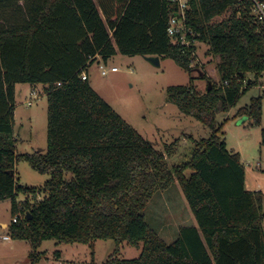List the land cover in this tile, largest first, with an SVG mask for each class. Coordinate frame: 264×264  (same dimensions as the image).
<instances>
[{"label": "trees", "instance_id": "1", "mask_svg": "<svg viewBox=\"0 0 264 264\" xmlns=\"http://www.w3.org/2000/svg\"><path fill=\"white\" fill-rule=\"evenodd\" d=\"M174 11L168 0H0V201L11 200L9 235L32 244L33 263L47 239L92 248L99 239H113L115 252L102 264H264V193L245 187L246 168L219 137L223 123L217 119L257 85L252 75L264 73V21L254 0H190L192 42L181 46L167 32ZM197 42L219 57V82L200 73L210 89L200 92L191 82L169 86L166 96L206 125L211 136L194 140L189 160L171 166L167 156L176 152L178 141L166 151L157 149L82 72L99 57L107 62L120 52L171 58L191 73ZM20 83L44 85L46 152H17ZM262 112L259 95L238 114L259 124ZM20 159L49 174L43 197L17 183ZM176 181L197 226H183L168 243L144 211L156 192ZM19 192L25 201L17 200ZM125 242L141 248L140 256H117Z\"/></svg>", "mask_w": 264, "mask_h": 264}, {"label": "rangeland", "instance_id": "2", "mask_svg": "<svg viewBox=\"0 0 264 264\" xmlns=\"http://www.w3.org/2000/svg\"><path fill=\"white\" fill-rule=\"evenodd\" d=\"M228 13L216 18L220 20ZM208 46L197 42L194 70L189 73L173 59H161L156 66L143 55H124L120 52L111 56L107 62L100 57L89 65L87 74L91 85L109 102L145 139L154 146L166 151V146L178 141L176 152L167 156L171 166L189 160L194 148V140L211 136V130L196 118L185 114L173 102L167 100L166 90L173 85H188L191 82L200 92H205L209 81L200 78L205 73L211 81L219 82L217 71L219 57L207 54ZM106 67L117 66L118 72L102 75L100 64ZM257 85L251 86L229 112L221 113L217 119L223 123L218 131L229 150L237 152L246 168L245 187L264 193V73L258 78L252 75ZM32 91L39 96L34 98ZM262 95V117L259 124L253 118L241 116L238 111L249 105L253 97ZM48 100L44 85L20 83L17 86L14 130L17 138V152L20 154L46 152ZM188 169L185 174L190 176ZM48 173H40L29 162L20 159L16 163V180L22 186L34 187L43 197V189L49 179ZM26 194L19 192L18 201H25ZM148 224L168 243L175 241L183 226L196 225L197 222L185 194L176 181L165 190L158 191L149 200L145 208ZM13 221L12 202L0 201V234L8 233V226ZM7 224L5 228L2 224ZM113 239H99L94 248L87 243H59L55 239L42 242L37 250L41 258L33 263L32 244L27 240L10 238L0 239V264H14L16 260L33 264H102L115 252ZM56 251L61 252L56 257ZM94 251V252H93ZM141 248L125 242L117 256L137 258Z\"/></svg>", "mask_w": 264, "mask_h": 264}, {"label": "built area", "instance_id": "3", "mask_svg": "<svg viewBox=\"0 0 264 264\" xmlns=\"http://www.w3.org/2000/svg\"><path fill=\"white\" fill-rule=\"evenodd\" d=\"M174 7L175 11L171 13L168 20L167 32L171 37V40L174 44L181 46H190L191 39L189 38L188 33H192V30L189 28L188 20V10L190 9V0H168ZM254 8L257 17L264 21V2L260 0H254ZM100 70L102 75H107L109 72H116L119 70L117 66H112L110 68L106 67L104 63L100 64ZM82 78L87 79L88 74L85 70L82 72ZM32 96L34 98L27 101L28 105H31L33 99L38 98L39 96L35 91H32ZM17 220L16 218L14 219ZM11 236L8 233L0 234V239L10 240ZM48 264H54L49 262Z\"/></svg>", "mask_w": 264, "mask_h": 264}, {"label": "water", "instance_id": "4", "mask_svg": "<svg viewBox=\"0 0 264 264\" xmlns=\"http://www.w3.org/2000/svg\"><path fill=\"white\" fill-rule=\"evenodd\" d=\"M145 58L147 60H149L151 63H153L154 65H156V66H160L161 65V58L158 55L145 56ZM210 88H211V84L209 83L208 89H210ZM28 216H29V218L31 217L29 213H28ZM19 264H29V263H19Z\"/></svg>", "mask_w": 264, "mask_h": 264}, {"label": "crops", "instance_id": "5", "mask_svg": "<svg viewBox=\"0 0 264 264\" xmlns=\"http://www.w3.org/2000/svg\"><path fill=\"white\" fill-rule=\"evenodd\" d=\"M116 72H118V71H116ZM89 79H90V77H89ZM17 86H18V84L16 85V92H17ZM5 228H7V224H5V223H3L2 224ZM22 260H16L15 262H14V264H19V263H22L21 262ZM27 263V262H26ZM30 264H33V263H30Z\"/></svg>", "mask_w": 264, "mask_h": 264}]
</instances>
